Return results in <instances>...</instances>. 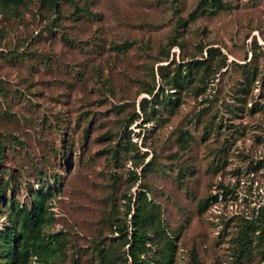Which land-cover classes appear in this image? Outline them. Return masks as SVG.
<instances>
[{"label":"rangeland","instance_id":"obj_1","mask_svg":"<svg viewBox=\"0 0 264 264\" xmlns=\"http://www.w3.org/2000/svg\"><path fill=\"white\" fill-rule=\"evenodd\" d=\"M225 1L195 21L199 0H60V16L42 0L0 4V230L10 199L52 187L44 232L59 252L30 264H101L108 249L125 264L119 227L140 190L174 240L169 254L155 238L148 264H264V241L251 258L238 246L264 204V0Z\"/></svg>","mask_w":264,"mask_h":264},{"label":"trees","instance_id":"obj_2","mask_svg":"<svg viewBox=\"0 0 264 264\" xmlns=\"http://www.w3.org/2000/svg\"><path fill=\"white\" fill-rule=\"evenodd\" d=\"M180 1V0H178ZM23 0H0V4L3 6H20ZM42 3L54 8L55 13L60 16L61 5L60 0H42ZM228 5L225 0H199L196 8L189 14V20L195 21L200 15H215L219 11L227 10ZM205 60V59H204ZM204 60H193L197 67L200 64L203 66L206 64ZM191 66V65H190ZM192 69L189 68L188 82L189 86L194 82L196 76L192 74ZM207 68H205V71ZM204 76V75H203ZM257 70H250V75H246L243 82L246 87L249 83L252 84L257 79ZM200 80H204L201 77ZM173 88L182 87L183 83L180 82L177 76L172 77ZM156 88L150 89L148 92L153 97L148 100L144 98L142 109L145 112V102H154L156 98H161V94L155 93ZM246 89H242V93ZM171 93H177L171 92ZM176 94L163 93V101L169 105H178V97H174ZM133 121L128 122V126ZM206 131L210 133L209 126L206 127ZM189 133H184L180 139V146L182 149H188L190 147ZM130 139V138H129ZM153 170V166L148 162L144 166V174L147 171ZM52 187L43 186L44 192L36 191L33 193L31 204H21L16 199H10V220L9 224L2 230H0V260L5 264H30L33 257L46 258L50 260L57 256L59 248L55 245V236L46 235L44 232L45 226L50 221L49 199L52 194ZM130 203L133 202V197H128ZM219 195H211L204 201L200 202V207L207 208L214 201H218ZM134 212L131 215L130 224L126 223L123 227H119V231L123 234L125 241L124 245L128 246L126 257L124 259L125 264H148L144 254L149 250V244H155V238L164 237L167 253L173 254L174 240L173 237L163 229V220L159 207L156 203L149 199L146 191H138L135 194ZM131 206L128 213L132 212ZM250 219H245L241 232L238 236L239 255L242 257H248L253 255L254 242L264 241V204L258 208H254ZM260 231L256 235V232ZM250 244V247H249ZM166 257L168 254L164 251ZM114 253L111 250H106L102 254L101 264H113L115 258Z\"/></svg>","mask_w":264,"mask_h":264}]
</instances>
